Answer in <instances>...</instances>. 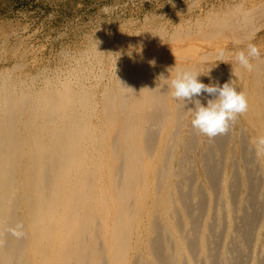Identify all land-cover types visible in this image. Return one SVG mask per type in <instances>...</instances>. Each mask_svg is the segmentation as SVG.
Masks as SVG:
<instances>
[{
  "label": "bare ground",
  "instance_id": "1",
  "mask_svg": "<svg viewBox=\"0 0 264 264\" xmlns=\"http://www.w3.org/2000/svg\"><path fill=\"white\" fill-rule=\"evenodd\" d=\"M149 61L134 56L102 87L83 67L39 89L0 73V264H264V57L252 72ZM177 69L233 80L248 111L199 134L194 105L157 79Z\"/></svg>",
  "mask_w": 264,
  "mask_h": 264
},
{
  "label": "rangeland",
  "instance_id": "2",
  "mask_svg": "<svg viewBox=\"0 0 264 264\" xmlns=\"http://www.w3.org/2000/svg\"><path fill=\"white\" fill-rule=\"evenodd\" d=\"M242 18V28L214 29ZM249 43L263 58L264 0H0V73L34 89L56 77L72 81L82 67L88 84L102 87L129 71L137 55L159 61L157 70L166 72L191 63L223 70L238 63L236 53Z\"/></svg>",
  "mask_w": 264,
  "mask_h": 264
},
{
  "label": "clouds",
  "instance_id": "3",
  "mask_svg": "<svg viewBox=\"0 0 264 264\" xmlns=\"http://www.w3.org/2000/svg\"><path fill=\"white\" fill-rule=\"evenodd\" d=\"M223 57L224 53H219ZM260 58V49L256 44L249 43L246 51L241 50L235 55L239 65L252 72L255 65L251 62L253 59ZM155 60L149 61L151 66H155ZM175 68H168L170 72ZM208 72L205 74L207 75ZM203 74L195 69L176 70L175 76L165 78L164 73L158 76V81H163L164 86L170 91L171 96L181 101L185 107L186 104L194 105L188 111L192 115L191 126L199 134L207 136L209 139L218 135L227 133L231 124L235 122L240 115L248 111L247 96L243 91L237 90L233 80L225 82L222 86L218 82L204 84L199 80ZM207 94L211 99H206V104L201 102L200 97ZM255 143L264 149V136L256 138ZM22 224H17L15 229H11L14 235H23Z\"/></svg>",
  "mask_w": 264,
  "mask_h": 264
}]
</instances>
